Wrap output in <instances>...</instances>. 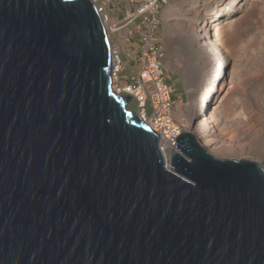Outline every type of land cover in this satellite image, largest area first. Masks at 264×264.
Wrapping results in <instances>:
<instances>
[{
  "label": "water",
  "instance_id": "1",
  "mask_svg": "<svg viewBox=\"0 0 264 264\" xmlns=\"http://www.w3.org/2000/svg\"><path fill=\"white\" fill-rule=\"evenodd\" d=\"M109 63L90 0H0V264H264V168L168 169Z\"/></svg>",
  "mask_w": 264,
  "mask_h": 264
},
{
  "label": "rangeland",
  "instance_id": "2",
  "mask_svg": "<svg viewBox=\"0 0 264 264\" xmlns=\"http://www.w3.org/2000/svg\"><path fill=\"white\" fill-rule=\"evenodd\" d=\"M213 6L222 14L215 25L225 26L220 29L223 63L212 100L202 112L210 115L218 100L217 123L208 122L205 130L216 129L219 144L230 151L202 146L218 158L246 159L264 166V0H170L160 12L164 63L177 93L190 102L193 122L197 121L191 99L207 71L215 27L206 17ZM131 69L124 73L130 74ZM128 109L135 113L132 103Z\"/></svg>",
  "mask_w": 264,
  "mask_h": 264
},
{
  "label": "built area",
  "instance_id": "3",
  "mask_svg": "<svg viewBox=\"0 0 264 264\" xmlns=\"http://www.w3.org/2000/svg\"><path fill=\"white\" fill-rule=\"evenodd\" d=\"M90 1L109 41L112 92L130 97L127 107L133 104L138 117L158 134L163 154L169 148L172 155L178 151L176 139L191 131V110L164 63L160 12L170 0ZM129 66L131 73L125 74Z\"/></svg>",
  "mask_w": 264,
  "mask_h": 264
},
{
  "label": "bare ground",
  "instance_id": "4",
  "mask_svg": "<svg viewBox=\"0 0 264 264\" xmlns=\"http://www.w3.org/2000/svg\"><path fill=\"white\" fill-rule=\"evenodd\" d=\"M232 2L234 3V1ZM218 13H219V9L213 6L209 10L208 15L206 17L207 21L209 20L212 27L214 25L215 32L212 35L213 40H211L212 48L208 54L209 61L207 63V71L199 79V82L196 87V93L191 99L192 110L193 112L197 113L194 116H196L197 117L196 119L198 120L193 122L194 117L191 116V123H190L189 129L195 135L196 139L202 143L201 144L198 141L201 145H206L211 148L212 147H222L219 149H221V151L227 152V151H230V149H228L225 144H222V145L219 144L221 140L216 132V129H214L211 133H207V131L205 130L206 124L208 122H214L215 125L217 123L215 112L217 110L218 100H216L215 102L216 106L214 108V112H212L210 115H206L204 114V112H202L203 107L208 105V103H210V101L212 100V97L214 95V90H215L214 82L217 80V77L220 74V67L222 66V63H223V52H222V42L223 41H222V35H221L222 31L220 29L223 30L225 26L224 25L219 26L218 23L217 25H215V22L220 21V16H222V14L218 15ZM205 36H207V34H205L204 37ZM201 112L202 114H200ZM192 123H195L196 125L192 126ZM169 150H170L169 148H165L164 154L166 156L165 157L166 167L172 170L170 166L171 153L169 152ZM260 165L264 168L262 164Z\"/></svg>",
  "mask_w": 264,
  "mask_h": 264
}]
</instances>
